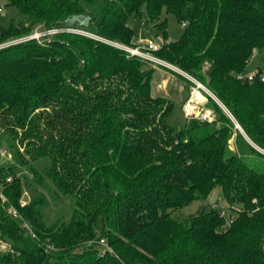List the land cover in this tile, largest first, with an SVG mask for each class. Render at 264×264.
<instances>
[{"label":"trees","instance_id":"1","mask_svg":"<svg viewBox=\"0 0 264 264\" xmlns=\"http://www.w3.org/2000/svg\"><path fill=\"white\" fill-rule=\"evenodd\" d=\"M5 1L26 21L0 27V42L37 24L93 37L60 32L0 48V135L32 180L26 199V174L0 166V238L12 249L0 264H264V80L238 78L264 50V0ZM143 8L151 21L165 11L184 24L154 55L208 88L212 119L173 128V101L151 94L154 69L105 42L133 45L127 19ZM154 27L167 38L166 20ZM38 187L72 197L67 220L46 223ZM215 187L228 216L172 215Z\"/></svg>","mask_w":264,"mask_h":264},{"label":"rangeland","instance_id":"2","mask_svg":"<svg viewBox=\"0 0 264 264\" xmlns=\"http://www.w3.org/2000/svg\"><path fill=\"white\" fill-rule=\"evenodd\" d=\"M0 6L2 10L0 11V27L3 29H7L10 27L11 24H19L21 22L26 21V17L18 10V8L14 5H9L6 3L5 0H0ZM142 17H136L134 15H130L127 19L128 25L133 29V38L135 41L139 42L142 46L146 42L152 41L154 43H159L161 38H164L162 34L158 33L154 24L156 22L166 20V31H167V38L168 41H176L178 40L182 33H183V26L177 21L176 17L171 13H166L162 11L158 21H151L145 11L142 9ZM65 28V27H62ZM69 28V27H68ZM48 29V28H47ZM45 29L41 24H37L31 31L24 33L22 35H18L15 37H21L24 35H28L31 32H43ZM66 29V28H65ZM72 31H62V32H72V33H79L84 34L86 33L82 29L72 28ZM91 35V34H90ZM89 36V35H88ZM15 37H10L5 41H1L0 45L8 42L9 40L14 39ZM50 38V37H49ZM105 42L109 44L118 43L105 40ZM121 44V43H119ZM124 45V44H123ZM132 46V45H131ZM162 60V59H161ZM164 61V60H163ZM166 62V61H165ZM264 63V50H262L257 56L252 57L250 63L248 64L246 71L254 70L258 65ZM148 67L154 69V73L152 75L151 80V94L153 96H161L168 98L173 101V109L168 116V123L175 129H181L185 126L186 118L190 117L187 116L184 110L185 105L189 102L191 98H193V103L190 105H196L197 109L194 110L195 114L193 116L201 118L204 114H209L210 119L214 117L213 112L210 109H207L205 104L207 102V98L203 99L202 101L197 98L198 93L195 95L191 94V90L194 84H192V76L188 73L180 70L177 66L166 62L157 65V64H149L147 63ZM208 64H205L203 69H207ZM188 82L190 84H188ZM202 84V83H201ZM203 85V84H202ZM205 88L206 86L203 85ZM205 88L199 89L201 95L204 97V94H208L212 96ZM195 93V92H194ZM217 102L218 100L212 96ZM197 98V99H196ZM195 101L198 103L195 104ZM191 102V101H190ZM14 140L7 132H3L0 135V147H5L7 150V155L0 156V166H11L14 167L18 173L21 175H25L27 177V183L25 185V198L27 199L28 196H31V192L27 185L31 183V175L29 172L28 166H23L19 161V156L17 154V148L14 144ZM230 146L234 149V141L233 139L230 140ZM263 152V151H262ZM39 162V163H38ZM38 170H41L45 167L46 163L44 160L42 162L37 161L33 163ZM44 182L47 183L52 189L53 185L52 182L48 177L44 178ZM38 190L46 197L48 201L47 207L43 210L44 212V220L46 223H51L58 218L68 219L71 215L72 208L74 207V201L72 197L69 195H60L59 197H54L51 194V190L48 191L44 187H38ZM220 187H215L211 194L205 200H195L191 204L184 206L178 210L172 211V215L176 218H183L187 215L197 212L200 208H218L225 215H229V208L226 201L221 197ZM36 195V194H35Z\"/></svg>","mask_w":264,"mask_h":264},{"label":"built area","instance_id":"3","mask_svg":"<svg viewBox=\"0 0 264 264\" xmlns=\"http://www.w3.org/2000/svg\"><path fill=\"white\" fill-rule=\"evenodd\" d=\"M1 10H2V7L0 6V11ZM68 29H70V28L65 29L62 27L61 28L60 27H52V28H48L47 30H44L43 32H38V31L31 32L28 35H24L21 37H15L14 39L9 40L8 42L1 44L0 48L7 47L9 45L19 44V43L29 41V40H33V39H35L38 43L42 44L44 41L49 40L50 39L49 37H51L57 33H60L62 31H66V30L72 31V30H68ZM84 34L93 37V35H90L87 32ZM168 42L169 41L166 40L165 38H161L159 43H154L152 41H149V42H146L144 44V46H142L137 41H135L132 46H127V45H123V44H119V43H113V44L111 43V45H113L119 49L124 50L128 54V56L138 57V58L142 59L143 61H145L149 64L161 65L163 63L166 64V62L161 60L157 56H155L154 52L157 51L158 49H160L163 45H166ZM255 55H257L256 51L253 52L252 56H255ZM256 74H258L260 80H264V68L263 67L260 68V70L257 67L252 72H246V73L238 74V78L239 79H245L248 81H253ZM192 79H193L192 82L194 83V85L192 87V90H191L192 93L191 94L193 95L196 90H199V89L205 88V87L200 82H198L196 79H194L193 77H192ZM207 92H209V91L207 90ZM209 93L211 94V92H209ZM190 103H193V98H191L189 100V102L185 105L184 110H185L186 115L191 117L195 114L194 110L197 109V106L196 105H190ZM196 103H198V102L195 101V104ZM201 118L208 120V119H210V116H209V114L206 113ZM5 155H7L6 148L0 147V156H5ZM5 200H6V198L2 197V201H5ZM22 203H23V201H22ZM7 211L11 214L18 215V213L16 212V210L12 206H9ZM222 213H224V212H222ZM24 226H25L27 232L34 237L35 236L34 232L31 230L30 226L27 223H24ZM97 243L99 245H102V246L106 247L107 249L111 250V248H109L108 244L106 243V241L104 239L99 240ZM5 251H12V249L10 248L9 244L5 240L0 238V253L5 252Z\"/></svg>","mask_w":264,"mask_h":264},{"label":"water","instance_id":"4","mask_svg":"<svg viewBox=\"0 0 264 264\" xmlns=\"http://www.w3.org/2000/svg\"><path fill=\"white\" fill-rule=\"evenodd\" d=\"M236 127H237L240 131H242L241 128H240V126H239L238 124H236Z\"/></svg>","mask_w":264,"mask_h":264},{"label":"bare ground","instance_id":"5","mask_svg":"<svg viewBox=\"0 0 264 264\" xmlns=\"http://www.w3.org/2000/svg\"><path fill=\"white\" fill-rule=\"evenodd\" d=\"M198 92H200V91H199V90H196L195 93H194V95H195L196 93H198ZM194 108H195V107H194Z\"/></svg>","mask_w":264,"mask_h":264},{"label":"crops","instance_id":"6","mask_svg":"<svg viewBox=\"0 0 264 264\" xmlns=\"http://www.w3.org/2000/svg\"><path fill=\"white\" fill-rule=\"evenodd\" d=\"M257 67H258V66H257ZM257 67H256V68H257ZM252 71H253V70H251V71H248V72H252ZM204 99H206V98H205V96H204Z\"/></svg>","mask_w":264,"mask_h":264}]
</instances>
